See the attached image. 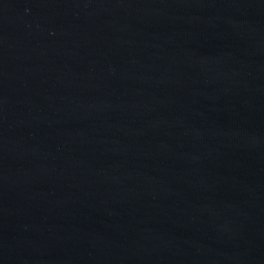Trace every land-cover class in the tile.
<instances>
[{
    "label": "water",
    "instance_id": "95a60500",
    "mask_svg": "<svg viewBox=\"0 0 264 264\" xmlns=\"http://www.w3.org/2000/svg\"><path fill=\"white\" fill-rule=\"evenodd\" d=\"M0 264H264V0H0Z\"/></svg>",
    "mask_w": 264,
    "mask_h": 264
}]
</instances>
